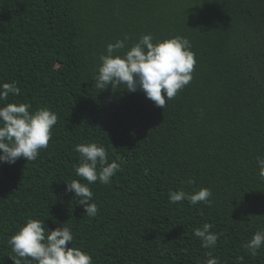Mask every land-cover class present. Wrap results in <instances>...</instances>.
<instances>
[{
    "label": "trees",
    "instance_id": "trees-1",
    "mask_svg": "<svg viewBox=\"0 0 264 264\" xmlns=\"http://www.w3.org/2000/svg\"><path fill=\"white\" fill-rule=\"evenodd\" d=\"M145 33L186 36L195 54L191 82L164 109L91 80L108 43ZM0 81L21 89L8 102L58 116L36 160L0 164V264H14L8 240L28 217L69 226L68 246L93 264H203L208 252L264 264V247H244L264 229V0H0ZM92 141L123 171L90 185L89 217L64 181L81 179L75 146ZM201 187L210 204L169 201ZM204 223L215 248L194 235Z\"/></svg>",
    "mask_w": 264,
    "mask_h": 264
},
{
    "label": "clouds",
    "instance_id": "clouds-1",
    "mask_svg": "<svg viewBox=\"0 0 264 264\" xmlns=\"http://www.w3.org/2000/svg\"><path fill=\"white\" fill-rule=\"evenodd\" d=\"M131 39L126 34L123 39L107 44L91 80L100 91L109 85L113 90H142L146 98L164 109L166 101L175 98L192 80L196 60L191 42L179 34L154 40L151 33H145L129 46L127 42ZM20 92L17 82L0 81V164H13L20 158L36 160L40 150L48 146L52 128L58 120L57 114L47 107L30 111V104L8 102L10 95L15 97ZM75 150L80 154L79 163L73 165L75 175L87 183L81 179L64 181L66 191L74 192L87 216L94 217L98 208L90 185L97 181L110 184L112 177L123 169L116 160L110 162L105 147L95 141L77 144ZM257 167L264 179V157H257ZM187 183L194 185L195 182L189 179ZM211 195V190L206 187L193 188L190 193L181 189L170 191L169 201L175 204L187 200L193 206L210 204ZM212 227L210 223H204L194 229V235L204 249L215 248L218 243L219 234L212 231ZM73 240L69 226L62 223L49 229L44 220L28 217L8 240L15 253L10 258L14 264H93L91 254L80 247L68 246ZM244 247L256 256L264 247V229L254 233ZM206 256L203 264H221L211 252Z\"/></svg>",
    "mask_w": 264,
    "mask_h": 264
}]
</instances>
